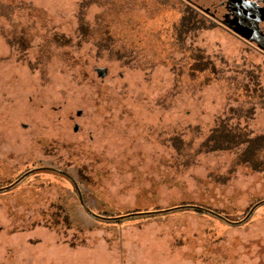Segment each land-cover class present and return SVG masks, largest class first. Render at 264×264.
<instances>
[{
    "label": "rangeland",
    "instance_id": "obj_1",
    "mask_svg": "<svg viewBox=\"0 0 264 264\" xmlns=\"http://www.w3.org/2000/svg\"><path fill=\"white\" fill-rule=\"evenodd\" d=\"M181 5L0 0V185L61 168L101 216L29 173L0 193V264H264V148L206 144L264 134V59L209 22L183 34Z\"/></svg>",
    "mask_w": 264,
    "mask_h": 264
},
{
    "label": "flooded vegetation",
    "instance_id": "obj_2",
    "mask_svg": "<svg viewBox=\"0 0 264 264\" xmlns=\"http://www.w3.org/2000/svg\"><path fill=\"white\" fill-rule=\"evenodd\" d=\"M183 8L196 11L204 22L220 27L264 59V0H176ZM203 22V23H204ZM49 168V169H48ZM51 168L62 170L60 173ZM50 172L71 180L80 198L77 180L67 171L57 167L35 166L7 184L0 185V193L12 189L25 180L29 173ZM71 176V178L69 177ZM84 199V197H83ZM81 200V199H80ZM83 205V204H82ZM92 215L96 216L93 212Z\"/></svg>",
    "mask_w": 264,
    "mask_h": 264
},
{
    "label": "trees",
    "instance_id": "obj_3",
    "mask_svg": "<svg viewBox=\"0 0 264 264\" xmlns=\"http://www.w3.org/2000/svg\"><path fill=\"white\" fill-rule=\"evenodd\" d=\"M203 22H204L203 18L196 11L189 10V12H187V14L183 16L178 26V30H182L183 34H185L187 28H189L190 30L191 27L195 28L196 26H199V24L201 25L204 24ZM191 54L194 60L192 64L193 69L195 68L201 71H203V69H211L213 72L220 73V70L216 71L215 67L214 66L212 67V64L211 62H209V60H205L206 56L203 57V52L201 50H193ZM222 130L224 132L223 133L224 135L221 138L223 139L211 137L212 139H209V142L206 143L209 149L229 150L235 147L236 145H239L240 143L247 142V146H246L247 148L243 156H245V158H248L247 160H252V156L260 155L261 150L264 148V146H262L264 145V134H261V136L258 135L255 138L254 137L250 138L246 136L245 133H242L240 130H237V128L235 127L234 128L225 127ZM236 130L237 132H233ZM212 140L215 141L213 144L210 143ZM96 216L101 217L98 214H96ZM65 221L66 222L68 221V217H65Z\"/></svg>",
    "mask_w": 264,
    "mask_h": 264
},
{
    "label": "water",
    "instance_id": "obj_4",
    "mask_svg": "<svg viewBox=\"0 0 264 264\" xmlns=\"http://www.w3.org/2000/svg\"><path fill=\"white\" fill-rule=\"evenodd\" d=\"M97 70H98V73H99L100 76H105V75H106L107 69L98 68ZM78 113H82V111H78ZM75 129H76V130H79V126H76ZM48 169H49V168H48ZM51 169H52V170H55V171H57V172L65 173V174H66V172H63L62 170L55 169V168H51ZM66 175H67V174H66ZM69 177L71 178V176H69ZM71 180H72V178H71ZM80 199H81V202H82L84 208H85L86 210H88L90 213H93V211H92V210L86 205V203H85V201H84V199H83L81 193H80ZM263 202H264V201H263ZM232 223H238V222H232Z\"/></svg>",
    "mask_w": 264,
    "mask_h": 264
}]
</instances>
